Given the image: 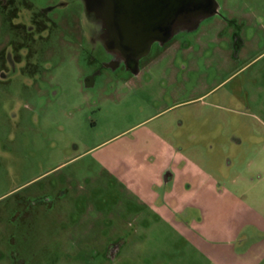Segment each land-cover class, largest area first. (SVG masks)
Wrapping results in <instances>:
<instances>
[{
  "label": "rangeland",
  "instance_id": "1",
  "mask_svg": "<svg viewBox=\"0 0 264 264\" xmlns=\"http://www.w3.org/2000/svg\"><path fill=\"white\" fill-rule=\"evenodd\" d=\"M216 1L226 19L178 35L205 33L203 47L172 43V99L141 78L86 88L71 59L0 88V264H264V0ZM227 21L239 58L206 46ZM167 122L175 150L148 131Z\"/></svg>",
  "mask_w": 264,
  "mask_h": 264
},
{
  "label": "flooded vegetation",
  "instance_id": "2",
  "mask_svg": "<svg viewBox=\"0 0 264 264\" xmlns=\"http://www.w3.org/2000/svg\"><path fill=\"white\" fill-rule=\"evenodd\" d=\"M144 2L145 0H140ZM113 0H0V88L4 90L16 82L25 88L43 82L44 73L54 70L71 59L78 70L85 72L83 85L94 87L98 78L113 87L117 83H129L137 78L142 87L160 82L162 100L172 99V43L179 41L178 49L203 47L205 33L191 38L183 33L197 31L204 19L222 15L218 2L216 12L200 21L196 28H186L173 37L169 31L156 38L145 54L129 46L123 30L128 29L123 17L108 15ZM212 0H202L200 6L208 8ZM191 6L188 10H193ZM108 15V16H107ZM121 22V24H120ZM226 23V22H225ZM233 23V22H232ZM236 23V22H235ZM213 35H207V48L218 53L223 59L232 55L239 58L245 45L241 34L230 30L227 25L214 24ZM231 48L228 49L227 46ZM207 48H204L205 50ZM11 104L14 96H9ZM149 134L168 138L165 145L172 146L171 123L150 127ZM164 145V146H165ZM175 148L177 145L175 144ZM178 148V147H177ZM23 188L10 192L9 196L22 193ZM44 200V199H43ZM20 213L27 214L28 203L24 195L17 197ZM194 210V209H193ZM114 244L109 255L114 257ZM111 253V254H110Z\"/></svg>",
  "mask_w": 264,
  "mask_h": 264
},
{
  "label": "water",
  "instance_id": "3",
  "mask_svg": "<svg viewBox=\"0 0 264 264\" xmlns=\"http://www.w3.org/2000/svg\"><path fill=\"white\" fill-rule=\"evenodd\" d=\"M212 1L211 7L203 8L200 6L202 0H113L108 15L124 18L126 22L123 24L128 29L123 30V34L129 46L138 48L142 55L156 38L168 33L171 23L167 38L186 28H196L202 19L213 15L217 4ZM191 6L195 8L188 10Z\"/></svg>",
  "mask_w": 264,
  "mask_h": 264
},
{
  "label": "crops",
  "instance_id": "4",
  "mask_svg": "<svg viewBox=\"0 0 264 264\" xmlns=\"http://www.w3.org/2000/svg\"><path fill=\"white\" fill-rule=\"evenodd\" d=\"M165 146L171 147L172 150H175V148L172 146H169V145H165ZM187 161L190 164L188 165L185 163L183 165V168H181L182 171L184 172L183 175H188L190 173L195 177L196 176L195 168L198 167V164H195V163L191 162L190 160H187ZM178 170H180V168ZM117 177H118V180L123 183V181H125V179L128 177V173L127 174L123 173V174L117 175ZM174 177H175L174 168H172L171 166H169L168 163H166L164 165L163 170H162V175H161V179L159 180L160 181L159 185L163 184V185H166L167 189L168 188L172 189V184L175 182ZM126 185L129 186L128 184H126ZM130 186L132 187V185H130ZM197 190H198L197 184L195 185V183L192 184V183L187 182V181L185 183V187H183V192L189 193V194L193 192V195H197ZM135 192L140 197V192H137V191H135ZM167 195L172 196L171 190L167 193ZM153 196H155V192H154ZM168 198H171V197H168ZM187 198L188 197H185L184 200H186ZM189 198H192V197L190 196ZM192 200H195V197H193ZM190 202H191L190 205L188 204V207H187L188 209H190V210L199 209L197 204H195V201H190Z\"/></svg>",
  "mask_w": 264,
  "mask_h": 264
}]
</instances>
